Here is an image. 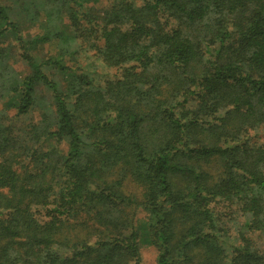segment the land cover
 Instances as JSON below:
<instances>
[{
    "label": "trees",
    "instance_id": "16d2710c",
    "mask_svg": "<svg viewBox=\"0 0 264 264\" xmlns=\"http://www.w3.org/2000/svg\"><path fill=\"white\" fill-rule=\"evenodd\" d=\"M88 1L0 5V264H143L140 210L157 264H264V0Z\"/></svg>",
    "mask_w": 264,
    "mask_h": 264
},
{
    "label": "rangeland",
    "instance_id": "374dc122",
    "mask_svg": "<svg viewBox=\"0 0 264 264\" xmlns=\"http://www.w3.org/2000/svg\"><path fill=\"white\" fill-rule=\"evenodd\" d=\"M93 0H89L88 2H91ZM30 3V4H29ZM0 0V5L3 7H6L11 16L12 20L17 22V25L19 27L20 32H22V35L24 38L28 41L33 39L38 34L45 33L44 24L46 22V17L44 13L38 12L36 9V3L34 4L33 0ZM28 8V9H27ZM41 13V14H40ZM40 14L39 16H37ZM70 18L69 16L66 17L65 22L62 23L61 28L66 29L67 31L70 29L67 27L68 24H70ZM2 26L0 23V30ZM68 38V33L66 34V38ZM1 46L3 47H11L15 53L16 56L11 59L10 63L13 66V68L18 72V75L21 79H23L25 76H27L30 73V69L26 66V62L23 61L22 57L20 56L23 51H19L18 41L16 40V36L13 32L5 34L3 38L0 40ZM75 48H72V44L68 43V46L66 42H62L59 37L56 39L53 38L49 43H46L45 45H40L37 48H33L31 50V53L36 56L41 61H47L51 58H58L61 55L60 52H63L65 54V59L70 57L74 54ZM68 56V57H67ZM97 58L95 57L94 53H90L87 55H80V63L83 65L91 64L92 62H96ZM98 64V63H97ZM101 70V69H100ZM54 78H57L58 80H61V76L56 74H53ZM44 91V90H43ZM43 96L46 98V101L49 100L48 94L45 93ZM1 108L8 109L12 114L14 113V106L11 100L6 101L3 103V105L0 106ZM44 114V109L40 111V109H36L34 114L31 116V120L33 121H40L42 119V115ZM256 139V137H259L260 139L264 140V127L259 129L258 131H254L250 133L251 140ZM53 142L51 141L49 143V146H52ZM65 147V146H64ZM63 147V148H64ZM67 147V146H66ZM130 187V186H129ZM129 192H132L133 190L130 188ZM224 211L223 209H219ZM148 217V213H145L144 211L140 210L138 212V216H136V227L138 229V232L140 234V242H141V249H142V259L143 264H157V256L158 251L157 249L150 244V234L147 229L146 222L144 221ZM229 222V221H226ZM229 229H231V236L232 239L237 235H241L240 231H238L239 226L237 222L229 223L228 225ZM256 245L262 246V243H264V239L260 234H248L247 235Z\"/></svg>",
    "mask_w": 264,
    "mask_h": 264
}]
</instances>
